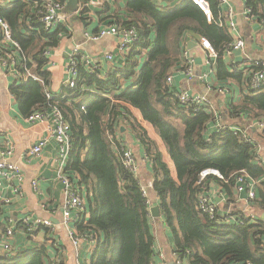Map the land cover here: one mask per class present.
Segmentation results:
<instances>
[{
    "label": "trees",
    "instance_id": "obj_1",
    "mask_svg": "<svg viewBox=\"0 0 264 264\" xmlns=\"http://www.w3.org/2000/svg\"><path fill=\"white\" fill-rule=\"evenodd\" d=\"M207 1L211 21L189 0L159 10L150 0H127L129 17L116 23L135 26L139 38L125 54V64L99 78L79 63L75 86L52 99L47 97L50 72L42 51L59 45L61 29L45 33L25 0L0 6V16L9 23L13 39L26 58L35 62V71L43 80L10 83L8 90L21 113L25 117L52 104L70 126L71 149L64 171L80 189L89 214L75 227L96 236L89 264H153L155 236L148 192L144 195L138 175L123 167L108 139L107 132L116 133L122 125L136 136L150 165L149 190L156 196L159 213L171 231L176 257L182 261L186 258L188 264H264L261 216L239 225L222 214L209 218L198 208L201 187L209 189L212 182L229 191L235 175L244 172L259 180L255 204L264 211V161L256 160L257 139L264 143V129L250 130L249 142L224 123L209 132L208 126L216 123L213 113L203 107L193 111L181 105L166 82L186 36L206 38L218 57L232 41L227 27L216 23L218 0ZM244 3L251 20L264 25V0ZM143 51H147V57L139 66ZM137 69L131 84L122 88L120 80L133 77ZM248 92L228 108L225 121L230 117L231 122L242 126L234 119L240 112L264 120V89L255 95L256 91ZM132 109L155 129L173 173L159 143L149 136ZM206 168L218 170L227 181L209 176L199 182L200 172ZM46 256L45 246H39L9 256L0 254V264H46Z\"/></svg>",
    "mask_w": 264,
    "mask_h": 264
},
{
    "label": "crops",
    "instance_id": "obj_2",
    "mask_svg": "<svg viewBox=\"0 0 264 264\" xmlns=\"http://www.w3.org/2000/svg\"><path fill=\"white\" fill-rule=\"evenodd\" d=\"M139 1V0H133ZM153 5L159 10L163 7H171L173 0L165 2L164 0H150ZM234 10V22L236 24L237 34L241 36L245 45L240 50L234 51L230 57H217L211 59L209 63L206 52L201 48L199 39L196 37L186 36L184 44L186 45L189 55L194 58L193 76L188 78L180 69L177 63L172 67L169 74L172 76L171 90H184L191 95H204L212 103L220 113V122L228 127L240 126L237 123L225 121L228 115V108L237 104L244 95L250 94L245 87L246 78L249 70L252 68V61L260 60L264 62V25L255 20L245 19L244 12L246 6L244 0H229ZM83 0H79L77 6L73 9H68L67 2L64 9L65 20L57 29L60 30L61 40L57 47H52L51 60L53 63L47 65L50 72V83L48 91L51 95H63L65 87L62 83L65 74V65L70 60V53L73 46L78 45L80 51L95 59L97 77L105 78L106 75L116 67H121L125 64V54L117 51V38L105 36L98 41H91L84 37L85 30L96 32L102 27L117 24L116 21H121L129 17V11L126 9L127 0H101V4L97 7L80 10L79 7ZM219 16L225 18L227 4L219 5ZM218 16V17H219ZM121 24V23H119ZM56 29V30H57ZM55 30V31H56ZM54 33V32H53ZM233 38V37H232ZM182 49V48H181ZM111 54L112 59L107 61L106 55ZM147 51H143L140 56V65L146 60ZM29 60V59H28ZM30 61V66L35 62ZM210 64V65H208ZM140 68V67H139ZM138 72L135 71L133 77L120 80L122 88L127 87L134 80ZM203 73H207V77L201 78ZM168 74V75H169ZM11 83L9 78L3 76L0 68V157L2 154L9 162L15 163L20 167L23 176L20 182L22 193L15 195L13 188L17 187L19 181L14 178L11 181H0V201L2 214L0 216V227L3 228L10 221L17 224V231L12 244L14 253L45 246L46 248V264H89L90 252L86 245L81 249L76 250L72 246L67 229L60 223L61 220V203H62V186L58 181V162L57 156L59 153V143L54 138H48L47 143L42 148L41 154L38 156H29L26 154L27 149L32 146L40 137H47L46 124L35 123L30 124L25 121V117L19 109V105L15 98L10 94L8 86ZM212 84L208 87V84ZM214 87H225L227 91L217 92ZM86 89V88H85ZM94 90V87L92 86ZM264 89V88H262ZM260 89V90H262ZM259 91V90H258ZM261 92V91H260ZM259 92H253V95ZM111 96V95H110ZM133 115L140 121L141 125L146 129L149 136L159 143L160 150L163 154V159L168 163L171 172H174V167L167 154L165 146L159 140L155 129L146 121H144L140 113L132 109ZM234 119L239 120L242 126L252 124L260 118H253L250 113L240 112ZM215 130V123L208 126V131ZM255 131V130H253ZM119 136L127 144L126 137L131 140L133 147L140 153L144 160V166L141 172L148 177V187L151 184V168L144 156L143 148L131 131L121 126L118 131ZM253 135V134H252ZM255 135V134H254ZM13 146L11 155L4 154L7 144ZM259 144L257 147L258 154L264 161V143L257 139ZM136 160V158H135ZM137 163V162H136ZM138 177L141 180L139 170ZM37 179L35 187L31 181ZM142 183V182H141ZM259 183V180H258ZM258 188V186H257ZM208 192L215 201L218 202L221 211L228 208L234 210H249L264 214V211L258 210L256 207L247 204L241 196L238 197L234 188L229 191L227 188L210 182ZM6 199L9 201L6 202ZM148 201L150 208L157 206L156 196L148 193ZM44 204V208L42 207ZM86 206V205H85ZM89 214L85 215L88 219ZM30 216L31 218H49L54 224V229H39L33 236L19 228L20 220ZM151 229L155 236L153 264H167L165 250L169 256H174V243L171 231L166 226L162 215L156 218L151 217ZM73 223H71V226ZM29 244H32L29 246ZM188 264L186 258L181 262Z\"/></svg>",
    "mask_w": 264,
    "mask_h": 264
},
{
    "label": "built area",
    "instance_id": "obj_3",
    "mask_svg": "<svg viewBox=\"0 0 264 264\" xmlns=\"http://www.w3.org/2000/svg\"><path fill=\"white\" fill-rule=\"evenodd\" d=\"M15 0H0V6L8 5ZM31 5L32 10L35 12L36 19L41 25L42 30L45 33H53L65 20L64 9L67 0L55 1V0H25ZM192 4L197 6L206 16L208 21L212 20V14L210 6L207 0H189ZM219 5L227 4V11L225 18L219 16L216 23L221 26L224 24L228 31L230 32L232 41L225 46L222 52V56L230 57L234 51L240 50L244 47L245 41L239 36L236 29V24L234 22V10L233 6L230 4L229 0H218ZM101 4V0H83L80 10H85L87 8L97 7ZM245 19L251 20L249 17V11L246 8L244 12ZM83 35L86 39L91 41H98L105 36H112L117 38V51L121 54H126L130 47L138 40L139 35L135 26H127L124 24H112L106 27L100 28L96 32H89L85 30ZM200 46L206 52L207 60L209 63L211 59H216L218 57L217 52L213 49L210 42L206 38H200ZM52 48H46L42 51V56L46 59L47 65L53 63L51 60ZM107 61L112 59L111 54H107ZM194 58L189 55L188 49L185 44H183L179 58L178 65H180L181 71L188 77L193 76ZM30 61L26 58L22 52L20 44L13 39L12 29L9 23L0 16V68L2 70L3 76L9 78L11 82L15 81L17 83L25 82L29 79L39 81L43 83L40 75L35 71V64L27 66ZM81 63L85 68L92 73H95L96 62L95 59L91 58L89 55L84 54L80 51L78 45L73 46L70 53V60L65 65L66 77L63 80V87L72 88L76 84V79L78 75V64ZM210 65V64H208ZM98 76V75H97ZM207 77V73H203L201 78ZM166 82L170 88L172 82V76L169 74L166 77ZM10 85V84H9ZM212 84H208L210 87ZM245 87L247 91H257L264 88V62L260 60L252 61V68L246 78ZM171 89V88H170ZM217 92L227 91L225 87H214ZM173 96L178 100L181 105L186 107H191L193 111H197L200 108H205L207 111L212 112L215 117V128L219 129L223 127L220 122V113L206 96L204 95H191L184 90H171ZM57 95H51L47 93L49 99L54 98ZM238 116V114H235ZM25 121L30 124L42 123L46 124L47 137H40L36 142L30 146L26 154L29 156H38L41 154L42 148L47 143L48 138H54L59 143V153L57 156L58 162V181L62 186V203H61V220L60 223L67 229L68 238L74 247L75 251L81 249L83 245H86L89 252L92 251L96 243V236L90 232H79L75 227V223L84 220L87 213L85 207V201L81 195L80 189L74 186L72 180L65 173L64 169L68 160V156L71 149L70 143V126L64 119L61 111L55 105L49 104L48 108L41 111H35L28 116H25ZM234 133H238L243 141H251V136L249 134L250 130L262 131L264 129V120H257L252 124H246L245 126H232L229 127ZM108 139L114 146V149L118 152L120 161L123 167L134 175H138L139 167L136 163L135 156L132 148L127 144L118 132L111 133L107 132ZM117 143V147L116 144ZM13 151V146L9 143L7 144L4 154L11 155ZM261 157L256 149V160H260ZM209 176H215L219 179L227 181L219 173L218 170L213 168H206L200 172L199 182L205 180ZM16 178L19 181L17 187L13 188V193L15 195H21L22 190L20 182L22 181V174L20 167L8 161L7 158L0 157V181L5 179L8 181ZM37 179H33L31 184L33 187L37 184ZM257 185L258 180L251 178L248 174L240 172L235 175L233 188L242 199L258 210H262L260 206L255 204L257 198ZM151 186V184H150ZM144 195H147V188L143 187ZM209 189L204 187L198 190V208L201 212L205 213L209 218L215 217L217 214H222L227 220L233 221L239 225H243L246 221L255 222L258 217H262L261 214H257L251 210L248 212L242 210L226 209L221 211L218 207V202L215 201L213 196L208 192ZM9 199H6V202ZM44 208V204L42 206ZM150 212V210H149ZM2 214L1 201H0V216ZM263 218V217H262ZM264 219V218H263ZM21 230L25 231L27 235L33 236L34 233L39 229L48 228L53 230L54 224L49 218H31L30 216H25L20 220ZM71 223L73 225L71 226ZM17 224L10 221L3 228L0 227V254L9 256L14 254V248L12 244V239L17 231ZM182 260L176 257L175 264H182ZM243 264H251L246 262Z\"/></svg>",
    "mask_w": 264,
    "mask_h": 264
},
{
    "label": "rangeland",
    "instance_id": "obj_4",
    "mask_svg": "<svg viewBox=\"0 0 264 264\" xmlns=\"http://www.w3.org/2000/svg\"><path fill=\"white\" fill-rule=\"evenodd\" d=\"M166 11V9L164 10ZM127 142L129 144V146L132 148L133 150V153H134V156L136 158V162H137V165L139 167V174H140V177H141V182H142V186L143 187H146L147 188V192L150 194V190H149V187H148V182H147V179L148 177H146L142 172H141V169H143L142 167L144 166V160L143 158L141 157L140 153L135 149V147H133V144L131 142V140L129 139V137L127 138ZM32 244H29V246H31ZM165 256H166V261H167V264H175L176 262V256L172 255V256H169L168 253L166 252L165 250Z\"/></svg>",
    "mask_w": 264,
    "mask_h": 264
},
{
    "label": "water",
    "instance_id": "obj_5",
    "mask_svg": "<svg viewBox=\"0 0 264 264\" xmlns=\"http://www.w3.org/2000/svg\"><path fill=\"white\" fill-rule=\"evenodd\" d=\"M79 0H67V6L71 7V8H75L78 4ZM219 198H216L215 200H217ZM150 214L151 217L156 218L159 216V207L158 206H153L150 208ZM262 217L264 218V214H262Z\"/></svg>",
    "mask_w": 264,
    "mask_h": 264
}]
</instances>
